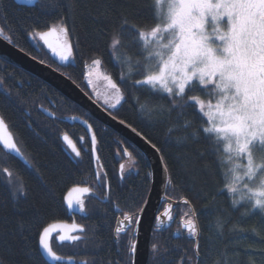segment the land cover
Listing matches in <instances>:
<instances>
[{
    "label": "trees",
    "instance_id": "trees-1",
    "mask_svg": "<svg viewBox=\"0 0 264 264\" xmlns=\"http://www.w3.org/2000/svg\"><path fill=\"white\" fill-rule=\"evenodd\" d=\"M55 4L59 7H53ZM45 5L49 6L47 11ZM165 13L164 3L157 5L156 0H39L33 7L6 0V10L0 12V27H4V35L10 37L13 44L61 70L88 94L91 93L86 81L85 64L90 65L92 60L100 59L103 69L120 85L125 97L120 106L109 111L131 123L162 149L161 154L169 171L166 195L175 201L187 198L196 210L202 229L199 236L201 256L196 259L201 264H250V261L264 264V252L261 251L264 250V216L258 210L248 213L251 202L241 200L233 205L234 195L224 187L229 174L223 143L220 152L215 153L202 132L187 143L180 139L183 135L181 124L191 123L192 130H197L206 118L195 107L177 109L171 116L166 112L155 114L154 110L166 107L168 101L147 88L131 86L133 78H142L130 70L135 68V58L130 64H121V59L141 50L144 42L133 46L125 39V47L116 52L110 46V36L120 32L119 25L124 18L129 24L150 31ZM61 19L66 20L68 38L73 45V59L67 65H60L39 38L34 40L29 34L33 24H38L40 30H46V25L53 26ZM122 73L130 78L122 82ZM7 93L11 95L10 100L5 98ZM43 108L49 109L55 118L48 116ZM181 111L184 112L182 117ZM0 115L31 165L29 167L0 146V223L11 222L20 215L29 221L24 230L28 236L26 242L19 238L8 243L0 241V264H49L41 250L35 251L38 247L36 233L41 226L68 219L65 194L76 178L83 177V170L93 169L91 142L86 131L80 124L64 121L67 116H79L91 123L97 137L100 163L108 172L111 199L103 204L90 203L89 216L94 221L95 233L90 226L87 230L89 237L95 236L92 241L87 238L74 244L59 245L53 240V250L65 258L72 256L77 262L119 264L115 253L117 242L113 235L117 219L115 212L120 207L128 212H139L137 206L144 205L151 188V170L144 154L52 86L1 58ZM64 134L77 144H82L81 137L84 138L83 147H79L82 157L79 164L70 162L76 158L67 153L62 140ZM125 148L132 154L139 171L120 185L118 171L126 158ZM201 153L204 155L201 156ZM190 160L197 170L195 180L190 174ZM5 168L12 172V184H9V178L3 171ZM90 175L92 178L93 175ZM21 185L26 189L28 199L19 201L26 211L17 213L12 206L16 203L12 192ZM90 185L96 184L90 181ZM218 189L222 191L215 200L205 196V193H215ZM238 197L235 196L236 199ZM33 203H38L41 208L38 216L32 208ZM175 211L179 218H185L190 206L179 205ZM98 224L103 226L98 228ZM194 242L187 238L175 239L169 230L154 231L149 264H180L182 258L184 264H188L187 258L193 254ZM153 244L159 248L155 254ZM126 253L130 264L128 249ZM196 259L192 264H196Z\"/></svg>",
    "mask_w": 264,
    "mask_h": 264
},
{
    "label": "snow or ice",
    "instance_id": "snow-or-ice-1",
    "mask_svg": "<svg viewBox=\"0 0 264 264\" xmlns=\"http://www.w3.org/2000/svg\"><path fill=\"white\" fill-rule=\"evenodd\" d=\"M161 3L162 0H156L157 5ZM44 7L46 11L49 8L48 5ZM53 7H59V4ZM71 7L72 5L69 4V8ZM5 10L6 0H0V12ZM225 17L227 22L222 24ZM5 19H7L6 15ZM45 27L46 30H40L38 24H33L29 34L34 40L38 37L53 56L68 64L73 59V45L68 38L69 28L66 20L61 19L55 25ZM119 28L118 34L110 36L113 52L125 47V39H128L133 46L138 45L140 41L144 42L141 50L121 59V64H130L135 58V68L130 70L142 76L141 79L133 78L131 86L137 89L147 88L148 91L168 101L166 107L154 110L155 114L166 112L171 116L177 109L183 110L188 107L198 109L206 120L201 121L197 130H192L191 123L181 124L183 135L180 139L187 143L196 139L202 132L215 153L220 152L223 142V152L229 153L227 159L233 164L231 176L224 185L228 192L234 195L233 205L239 204L241 200L251 202L248 213L258 210L259 214L264 216V0H168L164 18L151 27L150 31H145L136 24H129L126 18ZM4 33V27H0V36L11 42V38ZM125 34L128 36L126 37ZM32 58L36 59L35 56ZM39 62L45 63L43 60ZM91 63L92 66L98 67L101 60L94 59ZM85 67L87 68L88 65L85 64ZM85 75L91 76L92 73L87 72ZM98 78L104 79L108 87L113 90V95L105 99L104 104L110 109H116L125 99L120 85L110 75L100 76L98 73ZM128 78L130 77L122 73V82ZM91 83L89 79L88 84ZM5 98L10 100V93H7ZM183 115L184 112L181 111L180 116ZM49 116L53 114L49 112ZM112 118L116 119L115 116ZM85 123L87 124L86 121ZM119 123L124 125L126 121L120 119ZM126 126L150 144L156 152L162 153V149L156 143L131 123H127ZM87 127L92 133V158L99 164L100 157L96 155L97 137L92 125L87 124ZM169 131L173 130L169 129ZM62 139L71 146L75 154L76 159L70 162L79 164L82 160L81 152L67 135ZM83 139L81 137V140ZM0 144L8 151L16 153L31 167L29 162L24 160L22 150L8 132L2 116H0ZM124 154L129 157L132 155L127 148L124 149ZM200 155L203 156L204 153ZM161 159H164L163 155ZM189 164L190 174L195 180L197 175L195 164L191 160ZM100 167L102 168L103 165ZM3 171L9 178V184H12V172L7 168ZM120 174L123 177V164L120 165ZM95 178L105 188V199L110 201L111 192L107 173L97 171ZM220 191L222 189H218L215 193H205V196H211L212 200H215ZM91 192L90 187H73L66 198L68 207L72 208L75 204L84 211L83 199L79 195L73 199L71 193L82 195ZM236 195L239 199L235 198ZM12 197L16 201L12 206L17 213L26 211L19 203L21 199L25 201L28 199V193L23 185L12 192ZM170 199L165 196L166 201ZM182 203L190 206V211L185 213V218L181 221L182 226L188 236L196 238L193 254L187 258L188 264H192L194 259L201 256L199 236L202 229L191 201L185 198ZM137 207L139 212L123 213V219L118 224L125 227L122 229L117 226L115 229L117 243L121 231L140 223V214L145 211L146 202L144 206ZM32 208L38 216L41 211L39 204L33 203ZM171 209L172 204L168 203L162 214L169 220L173 218ZM155 219L161 221V216L158 215ZM28 223L23 215L11 222L0 223V241L8 243L19 238L26 242L28 236L24 234V230ZM102 226V224L97 225L98 228ZM52 231L49 226H41L36 233L38 247L35 251L43 250V253L53 261L66 260V264H77L74 257L65 258L53 251L50 244ZM60 231L64 233L59 236L61 242H79L83 239L82 235L68 233H85L87 229L83 225L73 224L70 228L62 227ZM152 250L154 254L157 253L158 245L153 244ZM136 251V243L132 242L128 254L134 255ZM79 264H88V261H80ZM181 264H184L183 258ZM196 264H201V261L196 259ZM250 264L256 262L250 261Z\"/></svg>",
    "mask_w": 264,
    "mask_h": 264
},
{
    "label": "water",
    "instance_id": "water-1",
    "mask_svg": "<svg viewBox=\"0 0 264 264\" xmlns=\"http://www.w3.org/2000/svg\"><path fill=\"white\" fill-rule=\"evenodd\" d=\"M38 1L39 0H15V2L18 5L28 6V7L35 6ZM47 50L49 51L50 56L54 58L60 65H67V64H64V62H61L58 57L53 56L49 49ZM32 57L33 55L27 53L24 50L22 51L21 48H19L12 42H9V40L5 39L3 36H0V58L1 59L7 61L13 66L23 69L24 71L38 77L40 80L44 81L46 84L52 86L59 93L64 95L66 98H68L69 100L73 101L75 104H77L78 106L86 110L92 117H94L96 120L101 122L106 128L113 129L115 132L120 134L126 140L131 142L147 158L149 162L150 170H151V188H150V191L145 201L146 209L142 214H140V223L136 224L137 232H136L135 243L137 246V251L133 255L134 256L133 264H149V258H150V252H151V238H152V233L154 230L155 223H156L157 229L158 228L161 229V226H164L165 228H169L177 219V213H175L174 215L171 214L173 217L171 220H169L166 216H163L162 214L165 212L166 209L159 213L162 202L165 200L166 191H167L168 182H169V171H168V168L166 170V163L164 159L163 160L161 159L162 154L156 152L151 147V145L148 144L144 139H142L140 136H137L135 133H133L131 129L126 126L127 123L124 125L120 124L119 123L120 119L117 118L116 116H115L116 119H113L112 117L114 115L112 113L111 115H109V112H110L109 110L106 111L105 110L106 108L100 105L78 83H76L71 78H69L67 74H65L61 70L55 68L54 66L46 62L44 64H41L39 62L40 59L38 58L33 59ZM70 62L71 61H69L68 63ZM42 111H44L48 116H49V112H51L49 109H45V108H43ZM63 120L70 124L77 123L83 126L86 129L90 142H91L92 133L88 131V127H87V124H91L90 122H88L86 119L79 117V116H67L63 118ZM85 121L87 122V124L85 123ZM6 125H7L8 132L11 134V136L15 140L7 123ZM92 130H93V127H92ZM64 135H67L69 140L72 141V144L75 145L73 139L68 134H64ZM64 135H62V137ZM63 142L65 143L66 147L71 150V146H69V144L66 141L63 140ZM0 146L6 152L20 159L16 155V153L8 151L7 149L3 147L2 144H0ZM96 155H98V152H96ZM24 160H26L25 157H24ZM94 164L96 165L95 160H94ZM70 192L71 190L67 193L65 197L66 206L70 213H72L73 211L78 212V210L76 209L74 205L72 208H69L67 205L66 198L69 196ZM78 195L81 196V194L79 193H71V196L73 199L77 197ZM167 203H171L172 207H175L178 205H184L182 201H175L173 199L168 200ZM158 215L161 216V221H157L155 219V217ZM73 224H77V223L75 221L72 223L55 222V223L48 225L49 227L53 229L52 235L50 238L51 247H52V241L55 237H56V241L59 244H63V243L72 244L73 243L69 241L61 242L59 240V236L64 234L60 231V229L62 227L70 228L71 225ZM74 233L76 232H70L68 234L73 235ZM194 240H196V238H194ZM41 253L44 259L49 264H66V260L59 261V262L53 261L46 254L43 253V250H41ZM77 264H79V262H77Z\"/></svg>",
    "mask_w": 264,
    "mask_h": 264
},
{
    "label": "flooded vegetation",
    "instance_id": "flooded-vegetation-1",
    "mask_svg": "<svg viewBox=\"0 0 264 264\" xmlns=\"http://www.w3.org/2000/svg\"><path fill=\"white\" fill-rule=\"evenodd\" d=\"M85 131H86V129H85ZM86 134H87V131H86ZM87 138L89 139L88 134H87ZM84 142H85V140H82V144ZM89 142H90V139H89ZM74 143H75V146H76L77 150H79L81 152L79 147H83V145L81 143L77 144L75 141H74ZM65 149H66L67 153L73 159H75V154L72 153L71 150L66 147V145H65ZM119 158L122 160L121 156H119ZM131 159H133L132 156H130V157L126 156L123 165L125 166V164L127 162H129V160H131ZM100 165H102V164L99 161V164H97V167H95L94 162H93V169H91V170L90 169L83 170L82 171V173L84 174L83 177L80 176V178H76V180L74 181V183L70 187L71 189L73 187H76V186H79V187H90L92 189V192L91 193H85L84 195L80 196V198L83 199V201H84V209H85L84 211H81L79 206L74 204V206L76 207L78 212L73 211L72 213H70L68 208H67V206H66V203H65V207H66V210H67V213H68V219L67 220H63L62 222L72 223V222L75 221L77 223V225H83V226L86 227V229H88V227L90 226V229L92 230V233H95L93 231V225H94L93 222L94 221H93V219H90V216H89V214H90V212H89L90 203L91 202H93V203L97 202L98 204H103V203H106L107 201H109V200L105 199V188L102 187L99 184V182L96 180V178H95V172H97V171L106 172L107 176H108L107 170L104 167L101 168ZM138 171H139L138 169L129 171V170H125V168H124V174H123V177H121L120 169H119L118 174H119L120 185H123L127 181L126 180L127 177L131 176L132 174L138 173ZM90 174L93 175L92 178H90V176H91ZM90 181H92L93 183L95 182L96 185L91 186L90 185ZM108 181H109V176H108ZM167 204L168 203L165 200L162 202V205L160 207L159 213L167 208ZM174 211H175V207H172V209H171V214L172 215L175 214ZM125 212H128V211H126L125 208H121V207L119 208V210L117 212H115L116 213L115 215H116L117 219H116L115 226H114V229H113L114 240H115V236H116L115 229L117 228V226L121 227L122 229L125 227L124 225H119L118 224V222L123 219V213H125ZM129 213H131V212H129ZM182 219H184V218H179L178 213H177L176 221L169 228H165L164 226H161V229L160 228L157 229V226H156V223H155L153 232L154 231L155 232H165V231L169 230V231H171L173 233V237L175 239L187 238L189 240H194L193 237H190V236L187 235V232L183 228L182 223H181ZM136 232H137L136 231V224H133L131 227L127 228L125 231H121L119 233V242L116 245L117 248H116V251H115V253L117 255V258H118V261H119V264H129V261H127V258H126V254H127L126 252H127V249L129 248L130 244L132 242H135V240H136ZM77 234L83 236L82 240L90 238V241H92L94 239V237H95L93 235H90V237H89L88 236V230L85 233H74L73 235H77ZM54 239L56 241V237ZM74 243H76V242H73L72 244H74ZM63 244H66V243H63ZM133 257L134 256L131 255V257H130L131 263L130 264H133Z\"/></svg>",
    "mask_w": 264,
    "mask_h": 264
},
{
    "label": "rangeland",
    "instance_id": "rangeland-1",
    "mask_svg": "<svg viewBox=\"0 0 264 264\" xmlns=\"http://www.w3.org/2000/svg\"><path fill=\"white\" fill-rule=\"evenodd\" d=\"M162 2L164 3L165 10L167 11L168 0H162ZM226 22H227V18L225 17L221 23L223 24ZM87 72L92 73L91 76L86 75L87 84H88L89 79L92 81L91 85L88 84V87H89L90 93H91L90 95L104 108H106L108 110H112V109L108 108V106L106 104H104V100L109 99L113 95V90L108 87L107 82L104 79L98 78V73L100 76L109 75V74L106 73V71L103 69L102 64H100L98 67H94V66H92V64L88 65V67L86 68V73ZM97 93L99 95H97ZM120 105H118V106H120ZM118 155L121 156L119 153H118ZM228 156H229V153L225 152V160H226V164H227V170H228V174H229L228 179H229L231 176V169L233 167V164L227 159ZM124 168H125V170H129V171L135 170L136 167L134 165V160L133 159L129 160V162H127L125 164ZM257 183H259V180H257Z\"/></svg>",
    "mask_w": 264,
    "mask_h": 264
},
{
    "label": "bare ground",
    "instance_id": "bare-ground-1",
    "mask_svg": "<svg viewBox=\"0 0 264 264\" xmlns=\"http://www.w3.org/2000/svg\"><path fill=\"white\" fill-rule=\"evenodd\" d=\"M69 190H70V189L67 190V192H66V194H65V197H66L67 193L69 192ZM49 225H50V224H49Z\"/></svg>",
    "mask_w": 264,
    "mask_h": 264
}]
</instances>
